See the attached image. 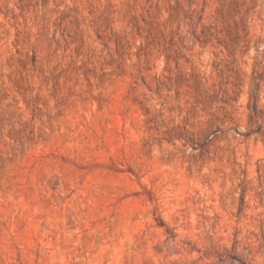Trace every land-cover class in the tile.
I'll return each instance as SVG.
<instances>
[{"label": "rangeland", "instance_id": "rangeland-1", "mask_svg": "<svg viewBox=\"0 0 264 264\" xmlns=\"http://www.w3.org/2000/svg\"><path fill=\"white\" fill-rule=\"evenodd\" d=\"M0 264H264V0H0Z\"/></svg>", "mask_w": 264, "mask_h": 264}]
</instances>
